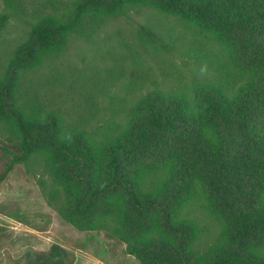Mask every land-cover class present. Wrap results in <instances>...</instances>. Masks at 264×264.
Segmentation results:
<instances>
[{"label":"trees","instance_id":"16d2710c","mask_svg":"<svg viewBox=\"0 0 264 264\" xmlns=\"http://www.w3.org/2000/svg\"><path fill=\"white\" fill-rule=\"evenodd\" d=\"M140 10L148 17L136 28L135 55L168 54L186 72L132 79L136 99L123 126L99 139L20 101L22 75L63 52L71 38L86 40L106 20ZM11 17L0 13V36ZM1 61L0 54L7 143L0 148L10 160L0 184L15 165L39 157L63 195L65 219L80 225L107 218L126 232L141 264H264V0H74L41 19L6 65ZM158 169L164 174L155 184ZM197 192L224 237L203 254L194 249L193 223L180 213ZM66 261L53 245L23 264Z\"/></svg>","mask_w":264,"mask_h":264},{"label":"rangeland","instance_id":"374dc122","mask_svg":"<svg viewBox=\"0 0 264 264\" xmlns=\"http://www.w3.org/2000/svg\"><path fill=\"white\" fill-rule=\"evenodd\" d=\"M73 1L0 0V13L12 14L0 36L2 65L41 19L70 9ZM147 15L146 10L132 11L128 18L106 20L86 40L71 38L63 52L45 58L21 76L20 101L36 113L56 114L68 127L99 139L103 132L123 126L136 99V91L128 88L132 79L161 80L162 72L174 76L186 72L181 62L168 54L144 60L135 55V31L146 23ZM163 22L174 31H183L172 18ZM213 49L218 50L216 46ZM4 133L0 129V144L7 145ZM9 160L0 148V174ZM163 174L161 169L154 173L155 184ZM192 198L180 213L193 223L194 249L203 254L223 242L222 224L213 217L201 193ZM63 204L46 161L37 157L28 165H15L0 184V264H23L28 254L47 252L53 245L66 252V264H141L124 241L126 232L117 224L107 218L71 224L64 217Z\"/></svg>","mask_w":264,"mask_h":264}]
</instances>
